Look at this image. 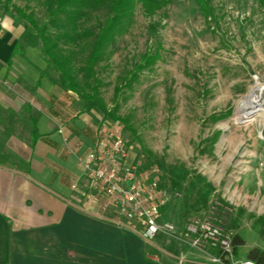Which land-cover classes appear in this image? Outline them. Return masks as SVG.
Wrapping results in <instances>:
<instances>
[{
    "label": "rangeland",
    "instance_id": "obj_1",
    "mask_svg": "<svg viewBox=\"0 0 264 264\" xmlns=\"http://www.w3.org/2000/svg\"><path fill=\"white\" fill-rule=\"evenodd\" d=\"M12 4L28 7L40 22L46 20L36 0H13ZM212 4L217 24L211 25L193 0H172L163 14L154 17L144 16L138 4L96 66L100 95L119 117L102 119L103 128L115 130L123 139L128 165L135 168L140 181L157 179L167 190L169 201L161 218L175 227L205 214L214 201L218 217L228 224L230 210L236 213L242 202L236 189L239 175L251 162L260 168L264 159V96L263 110L250 117L238 116L241 104L249 103L247 96L264 88V0H212ZM1 13L0 4V17ZM13 16L7 17L15 22ZM99 16L103 18L104 12ZM159 21L152 36L149 27ZM17 24L27 41L39 46L33 30L23 21ZM144 53L154 60L126 84L127 71ZM45 73L56 78L49 68ZM71 96L80 109L76 95ZM15 117L14 113V121ZM8 125L9 130L2 127L6 132L0 135V144L8 139L7 132L12 137L27 134L16 123ZM10 152L0 148V160H15ZM84 182L93 193H102L88 176ZM261 195L257 205L247 202L252 212L260 213L257 220L246 218L240 224L238 235L244 244L237 247L238 259H249L254 248L264 252V190ZM104 209L105 221L113 220L142 237L137 223L121 216L114 204L108 201Z\"/></svg>",
    "mask_w": 264,
    "mask_h": 264
},
{
    "label": "crops",
    "instance_id": "obj_2",
    "mask_svg": "<svg viewBox=\"0 0 264 264\" xmlns=\"http://www.w3.org/2000/svg\"><path fill=\"white\" fill-rule=\"evenodd\" d=\"M46 70L39 47L17 23L0 17V107L15 113L16 121L9 117V123L27 131L9 134L0 146L15 155L0 162V264H214L205 247L162 233L144 239L103 219L108 199L87 189L82 164L104 136L102 116L94 109L80 111L71 92L60 89ZM30 120L38 132L34 142ZM261 162L260 168L247 164L236 181L242 202L236 213L230 208L233 234L246 218H259L247 202L260 203Z\"/></svg>",
    "mask_w": 264,
    "mask_h": 264
},
{
    "label": "trees",
    "instance_id": "obj_3",
    "mask_svg": "<svg viewBox=\"0 0 264 264\" xmlns=\"http://www.w3.org/2000/svg\"><path fill=\"white\" fill-rule=\"evenodd\" d=\"M12 1L0 0L1 17L14 15L13 19L16 23L23 21L33 30V36L39 40L38 47L45 57L47 68L56 75L54 79L56 85L63 91L76 95L80 111L96 109L103 113L102 119L117 120L119 117L113 110L107 108L100 95L101 80L97 76L96 66L108 42L117 31L125 28V22L129 21L138 4L144 16L154 17L163 14L172 0H36L46 16L44 22H40L33 12L27 11L28 7L23 9L12 4ZM193 1L209 25L217 24L212 0ZM11 8L15 9V14L12 13ZM102 11L105 14L103 18L99 16ZM92 16L94 23H91ZM155 23L149 27L152 36H155L154 32L157 31L160 21ZM141 57L142 59L127 71L130 76L124 78L126 84L135 78L138 70L154 60V57L148 56L147 53L142 54ZM115 92L119 94L120 87H116ZM9 117H14V114L0 107V127L2 124L4 126V119L6 122L9 121ZM30 121L33 125L31 136L34 142L38 132L35 123ZM6 128L10 129L9 126ZM0 132V135H5L6 131ZM8 136L7 132L6 137ZM226 228L231 229L229 224H225ZM243 243L237 234L232 235L235 254L238 245ZM249 259L254 260L256 264H264V252L254 248L249 252Z\"/></svg>",
    "mask_w": 264,
    "mask_h": 264
},
{
    "label": "built area",
    "instance_id": "obj_4",
    "mask_svg": "<svg viewBox=\"0 0 264 264\" xmlns=\"http://www.w3.org/2000/svg\"><path fill=\"white\" fill-rule=\"evenodd\" d=\"M104 131V136L82 160L84 171L97 183L108 201L117 207L121 216L137 223L144 239L162 233L193 247H205L214 254L211 260L216 264H256L253 260L236 257L233 233L225 229V223L218 217L215 201L205 214L189 218L180 232L174 224L162 222L161 208L168 201L169 193L157 179L140 181L135 168L128 165V151L123 139L113 129Z\"/></svg>",
    "mask_w": 264,
    "mask_h": 264
},
{
    "label": "bare ground",
    "instance_id": "obj_5",
    "mask_svg": "<svg viewBox=\"0 0 264 264\" xmlns=\"http://www.w3.org/2000/svg\"><path fill=\"white\" fill-rule=\"evenodd\" d=\"M263 96H264L263 87H258L255 90H253L247 96V99H249L248 105L244 106L243 104H241L240 109L238 111V116L250 117L253 114H255L257 111L263 110L262 108L263 107V101H262Z\"/></svg>",
    "mask_w": 264,
    "mask_h": 264
}]
</instances>
